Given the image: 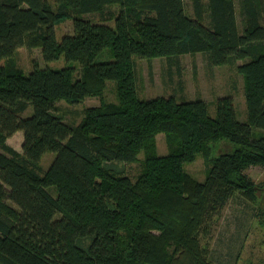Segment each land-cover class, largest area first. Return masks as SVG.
Here are the masks:
<instances>
[{
	"label": "trees",
	"instance_id": "1",
	"mask_svg": "<svg viewBox=\"0 0 264 264\" xmlns=\"http://www.w3.org/2000/svg\"><path fill=\"white\" fill-rule=\"evenodd\" d=\"M192 1L193 16L183 0H0V264H213V220L235 194L253 202L260 190L244 172L264 169V0H240L241 31L235 0ZM65 20L72 33L57 41ZM24 45L80 69L34 64L25 75L14 60ZM105 49L113 60L94 63ZM197 53L236 66L246 122L231 96L218 98L215 117L202 100L138 98L134 56L178 64ZM108 80L116 103L103 99ZM89 97L99 105L78 124L57 113L61 100ZM17 131L22 154L6 145ZM160 132L165 156L156 153ZM221 141L235 147L213 156ZM142 150L136 180L108 168ZM47 152L55 157L43 170ZM197 156L208 165L201 182L184 170Z\"/></svg>",
	"mask_w": 264,
	"mask_h": 264
},
{
	"label": "rangeland",
	"instance_id": "2",
	"mask_svg": "<svg viewBox=\"0 0 264 264\" xmlns=\"http://www.w3.org/2000/svg\"><path fill=\"white\" fill-rule=\"evenodd\" d=\"M52 1V0H50ZM207 4V0H202ZM184 9L188 16H193V1L183 0ZM237 22L241 31L240 0H235ZM110 10L116 7L108 8ZM93 22H101L99 14L86 16ZM208 13L205 14L204 24H208ZM111 23V22H110ZM72 33V22L65 20L55 27L57 41L66 34ZM17 66L28 75L33 65L45 69H61L68 65L78 73L80 65L77 62H67L63 56L51 62H44L40 48L22 46L14 55ZM113 60L110 49L102 51L94 63L110 62ZM136 71V92L139 99L148 100L156 97L173 96L178 102L202 100L207 106L209 116H216V101L223 96H231L234 100L237 120L246 122V106L244 100V83L235 65L212 66L207 53L181 55L178 64L169 62L166 58L142 59L133 57ZM173 62L175 60H172ZM4 61H2L3 63ZM241 64L242 61L237 62ZM103 99L116 103V84L106 81ZM58 114L68 124H78L85 108L99 105L97 97H89L77 104H69L64 100L57 102ZM32 107L29 106L23 116H30ZM166 135L160 132L155 136L156 153L165 156L169 152ZM213 146V156L232 150L235 145L221 141ZM55 157L54 153H45L40 161V167L46 170ZM144 151L142 150L135 162L112 163L108 165L116 174L128 176L136 180L142 169ZM208 165L203 158H197L184 165V170L196 180L203 181ZM260 189L255 192V201L250 202L235 194L225 205L219 216L213 220L210 238L207 241L210 259L213 264H264V169L252 166L244 172ZM55 197L54 187L48 188Z\"/></svg>",
	"mask_w": 264,
	"mask_h": 264
},
{
	"label": "crops",
	"instance_id": "3",
	"mask_svg": "<svg viewBox=\"0 0 264 264\" xmlns=\"http://www.w3.org/2000/svg\"><path fill=\"white\" fill-rule=\"evenodd\" d=\"M23 132L17 131L6 140V145L15 150L17 153L22 154Z\"/></svg>",
	"mask_w": 264,
	"mask_h": 264
}]
</instances>
